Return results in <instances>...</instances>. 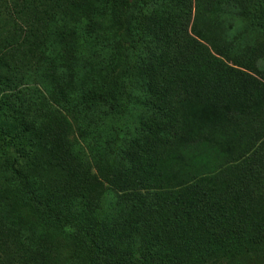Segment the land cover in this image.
Here are the masks:
<instances>
[{
	"label": "trees",
	"instance_id": "trees-1",
	"mask_svg": "<svg viewBox=\"0 0 264 264\" xmlns=\"http://www.w3.org/2000/svg\"><path fill=\"white\" fill-rule=\"evenodd\" d=\"M160 263L264 264V0H0V264Z\"/></svg>",
	"mask_w": 264,
	"mask_h": 264
},
{
	"label": "rangeland",
	"instance_id": "rangeland-1",
	"mask_svg": "<svg viewBox=\"0 0 264 264\" xmlns=\"http://www.w3.org/2000/svg\"><path fill=\"white\" fill-rule=\"evenodd\" d=\"M248 34H251V33H248ZM160 264H162V263H160Z\"/></svg>",
	"mask_w": 264,
	"mask_h": 264
}]
</instances>
